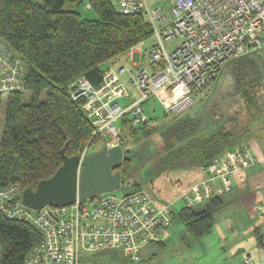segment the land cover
Returning <instances> with one entry per match:
<instances>
[{
  "label": "built area",
  "instance_id": "obj_1",
  "mask_svg": "<svg viewBox=\"0 0 264 264\" xmlns=\"http://www.w3.org/2000/svg\"><path fill=\"white\" fill-rule=\"evenodd\" d=\"M113 1L121 13L143 12L155 40L144 50L143 66L136 65L134 72L122 65L118 70L106 67L97 86L83 76L71 84V98L82 99L83 113L93 126L89 139L76 153L78 170L94 145H122L115 126L120 117L128 114L129 126L149 121L141 107L144 100L156 97L165 114L179 115L205 93L225 60L264 48V0H164L153 8L147 0ZM175 39L176 43L167 44ZM137 45L141 47L142 42ZM133 47L126 51L129 58ZM124 71L136 97L120 79ZM26 74L24 60L0 38V95L25 93ZM128 97L130 101L121 106L118 99ZM255 163L247 143L225 149L200 168L198 179L167 202L136 189L120 195L105 192L84 200L76 195L68 205L34 210L21 203L19 188L8 184L0 187V212L30 223L41 235L26 253L24 264H79L80 251L109 248L119 249L126 260L136 262L143 246L168 235L175 200L194 206L215 193L226 192L231 177ZM229 264H251V260Z\"/></svg>",
  "mask_w": 264,
  "mask_h": 264
},
{
  "label": "trees",
  "instance_id": "obj_2",
  "mask_svg": "<svg viewBox=\"0 0 264 264\" xmlns=\"http://www.w3.org/2000/svg\"><path fill=\"white\" fill-rule=\"evenodd\" d=\"M81 2L0 0V38L27 66L26 92L0 95V187L16 185L19 197L22 190L34 189L39 180L51 176L61 165V148L66 155H75L91 135L93 126L83 113L82 99L70 96L75 79L83 76L97 86L103 63L123 55L152 34L143 12L125 14L116 9L113 0H87L95 17L84 18L73 9ZM65 4L71 8H64ZM234 69L230 74L233 90L241 97L240 105L230 115L220 112V123L210 129L198 128L190 142L167 155L173 168L187 169L184 167L182 176H171L167 169L156 173L148 181L153 198L161 202L175 198L200 177L202 166L225 149L245 143L256 126L262 125L259 121L264 116V106L262 93L258 92L262 85L259 78L255 80L252 67L247 68L243 62ZM120 123L122 143L127 133L135 135L138 129L152 126L150 119L137 126H129L126 120ZM125 153L123 150L122 162L114 169L121 173V184L130 161ZM136 189L140 187L134 183L125 192ZM207 201L202 210L183 205L176 213L195 237L210 230L212 212L221 205L218 196ZM40 239L33 225L0 212V264H24L26 253Z\"/></svg>",
  "mask_w": 264,
  "mask_h": 264
},
{
  "label": "rangeland",
  "instance_id": "obj_3",
  "mask_svg": "<svg viewBox=\"0 0 264 264\" xmlns=\"http://www.w3.org/2000/svg\"><path fill=\"white\" fill-rule=\"evenodd\" d=\"M164 0H147L150 8L161 5ZM87 0H82L78 6H73V9L78 11L84 18H94L95 14L92 9L86 7ZM169 7V2L166 3ZM64 8H71L65 4ZM154 37L151 35L146 40L142 41L144 48H148L154 43ZM176 43V39L169 41L167 44ZM143 55L146 57L144 51ZM144 59V58H143ZM145 60V59H144ZM243 62L247 68L252 67L253 77L255 80L259 78L262 84L258 87V92L262 93L264 99V48L255 50L240 58L228 59L220 67L216 78L211 85L206 89L205 93L200 97H195V103L185 112L179 115L165 114L164 109L156 97H149L141 103L142 111L152 121V126L146 129H138L135 135L126 134L123 138L122 148L126 151V156L130 158L127 177L124 178L119 189L111 191L114 195H120L125 191L130 190L134 183L138 184L140 189L154 195L149 188L148 181L161 169H167L171 176L179 175L187 169L186 166L181 168H173V163L169 161L167 155L177 151V147L193 139L195 131L203 127L210 129L220 123V112L230 115L240 105L241 97L235 94L233 88L234 83L231 77V71L236 70L237 65ZM144 62H140L139 66H143ZM135 71L136 66H132L130 60L124 59L122 55L108 60L102 64L103 68L110 67L118 70L119 66ZM121 81L127 86L131 96L136 97L135 91L129 84V74L127 71L120 75ZM130 96V97H131ZM128 98H120L118 102L124 106L130 101ZM262 99V106L264 100ZM128 114L120 117L115 123L119 130L122 120H127ZM218 120V121H217ZM260 123L264 124V116L260 119ZM264 128V127H263ZM1 131V127H0ZM94 150L99 149L98 145L93 146ZM169 149V151H167ZM167 151L164 155L162 152ZM170 164V165H169ZM153 197V196H152ZM176 198V197H175ZM161 201L159 198H154ZM174 199V198H173ZM171 199V200H173ZM207 201V200H206ZM206 201L193 206L195 210H200L206 205ZM184 203L177 199L173 202L172 208L175 213L172 224L168 227V235L164 238L165 246H158L156 243L148 245L142 249L140 261L126 260L121 251L117 248H110L100 252L80 251L79 264H151L150 258L156 255L154 261H162L166 264H194L195 260L190 256L192 248L196 246V239L184 224L177 218L176 213ZM168 238V239H167ZM191 249V250H190ZM190 250V252H189ZM146 254L143 255V254ZM153 261V262H154ZM157 261V262H158ZM156 264V263H154Z\"/></svg>",
  "mask_w": 264,
  "mask_h": 264
},
{
  "label": "crops",
  "instance_id": "obj_4",
  "mask_svg": "<svg viewBox=\"0 0 264 264\" xmlns=\"http://www.w3.org/2000/svg\"><path fill=\"white\" fill-rule=\"evenodd\" d=\"M144 50L146 48L142 43L141 47L137 45L132 48V58L128 57L127 52L122 56L136 66L145 62ZM256 127L255 133L245 141L256 163L231 177L230 190L213 195L220 198L221 205L212 212L210 230L195 240L196 246L190 254L196 259L194 264H229L244 258H249L251 264H264V124ZM180 175H185V170ZM207 205L208 201L200 210ZM153 243L165 246L164 239L161 243L152 242L143 246L140 259L142 249ZM105 250L108 249L100 251ZM143 255L146 256L145 253ZM154 259L156 255L149 262L166 264Z\"/></svg>",
  "mask_w": 264,
  "mask_h": 264
},
{
  "label": "water",
  "instance_id": "obj_5",
  "mask_svg": "<svg viewBox=\"0 0 264 264\" xmlns=\"http://www.w3.org/2000/svg\"><path fill=\"white\" fill-rule=\"evenodd\" d=\"M61 165L47 178L37 182L34 189L25 188L20 201L28 208L38 210L46 205L65 206L76 197L91 199L119 189L121 173L114 170L123 159L121 145L102 146L85 155L79 165V155L68 156L60 149Z\"/></svg>",
  "mask_w": 264,
  "mask_h": 264
}]
</instances>
